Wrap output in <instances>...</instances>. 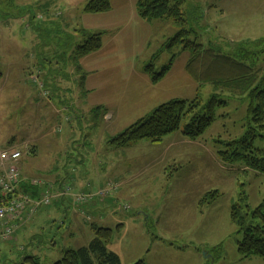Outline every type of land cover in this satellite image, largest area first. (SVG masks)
Instances as JSON below:
<instances>
[{
	"label": "rangeland",
	"instance_id": "374dc122",
	"mask_svg": "<svg viewBox=\"0 0 264 264\" xmlns=\"http://www.w3.org/2000/svg\"><path fill=\"white\" fill-rule=\"evenodd\" d=\"M87 1L0 0V151H20L22 177L43 186L29 192L44 188L51 197L32 216L26 209V237L9 249L0 245V264L20 262L18 255L55 264L65 250L87 247L92 227L111 231L106 248L121 264H264L241 258L242 234L230 222L240 193L251 210L264 201V174L217 155L224 149L218 142L248 130L249 99L204 85L203 102L219 95L226 105L195 142L176 132L160 143L109 147L110 136L154 107L194 98L197 85L184 71L188 53L181 46L162 51L181 29L173 20H141L138 0H112L109 12L86 14ZM180 10L185 30L193 32L189 40L206 49L236 58L239 49L260 43L244 63L257 81L264 77V0H184ZM83 28L106 32L101 49L86 56L98 54L88 60L97 73L86 81L76 56L89 37ZM173 56L170 70L152 85L146 66L160 73ZM99 105L109 112L93 113ZM254 148L264 149V139ZM108 185L113 189L105 197L95 196ZM213 191L218 198L201 206ZM78 195L92 198L76 201Z\"/></svg>",
	"mask_w": 264,
	"mask_h": 264
},
{
	"label": "trees",
	"instance_id": "16d2710c",
	"mask_svg": "<svg viewBox=\"0 0 264 264\" xmlns=\"http://www.w3.org/2000/svg\"><path fill=\"white\" fill-rule=\"evenodd\" d=\"M111 2L112 0H88L83 12L86 14L109 12ZM183 2L184 0H138L136 12L138 17L147 23L170 19L173 20L174 25L181 28L164 45L162 51L181 46V53H188L185 72L198 86L195 97L190 100L173 99L159 105L150 114L129 125L119 134L109 137L106 143L113 148H127L140 141L160 143L164 137L176 132H180L183 137L191 141L198 140L215 121L216 109L226 105L219 95H213L207 102L200 99L198 94L201 88L204 85H211L221 93L248 98L250 101L247 111L250 120L248 130L240 139L225 143L218 142L224 146L223 150L217 152L220 161L224 164L241 162L245 171L264 174V149L254 148L256 139H264V77L257 81L258 74L244 63L246 60H252L254 53L249 50L259 47L260 43L254 44L249 50L239 49L238 57L233 58L190 41L189 37L193 32L184 28L187 22L182 19L180 10ZM80 32L83 35L88 34L89 37L77 47L78 59L99 51L105 33L89 32L84 29ZM261 43H264V40ZM239 57L241 59L238 60ZM173 60L174 56L160 73H155L152 64L146 66L144 72L152 84H157L165 76L172 67ZM97 111L98 108L92 112ZM184 119H188V123L181 128ZM21 190L27 192L24 186ZM218 196L219 193L215 191L206 193L199 204L209 205ZM245 199L244 193H240L238 201L230 208V222L237 228L238 233L242 234L237 252L242 259L254 257L264 263V202L251 210L244 205ZM91 229L94 237L87 247L65 250L62 258L55 264H121L119 258L106 248L111 241V231L97 227ZM16 264L37 263L33 257H23Z\"/></svg>",
	"mask_w": 264,
	"mask_h": 264
},
{
	"label": "built area",
	"instance_id": "2783aa9c",
	"mask_svg": "<svg viewBox=\"0 0 264 264\" xmlns=\"http://www.w3.org/2000/svg\"><path fill=\"white\" fill-rule=\"evenodd\" d=\"M22 155L18 150L0 151V244L12 240L20 224L24 221V213L29 207L28 216H32L40 207L50 205L51 197L45 192L40 198L31 199L28 194L21 192L24 179L21 176L19 161ZM27 184L34 188L42 184L30 180ZM109 186V185H108ZM113 188L100 190L95 196L104 197ZM68 192L64 191V194ZM60 196H64L62 193ZM92 198L78 195L76 201Z\"/></svg>",
	"mask_w": 264,
	"mask_h": 264
},
{
	"label": "crops",
	"instance_id": "0c3cea01",
	"mask_svg": "<svg viewBox=\"0 0 264 264\" xmlns=\"http://www.w3.org/2000/svg\"><path fill=\"white\" fill-rule=\"evenodd\" d=\"M136 14H137V12H136ZM138 16V15H137ZM84 29V28H83ZM84 30H87V31H90V30H88V29H84ZM99 32V31H98ZM102 32V31H101ZM106 33V32H105ZM95 55H98V54H95ZM95 55H92V56H89V57H84V58H81V59H78L79 60V62H80V64H79V69L80 70H82V71H85L84 73H85V75H84V81H86V78H87V76L88 75H91V74H94V73H97V70L92 66V63L94 62L93 60L92 61H88L90 58H92V57H94ZM188 58H189V55H188ZM188 58L186 59V62H187V60H188ZM186 62H185V64H186ZM184 71H185V65H184ZM186 73V72H185ZM187 74V73H186ZM149 80H150V78H149ZM150 83H151V80H150ZM152 84V83H151ZM196 84V83H195ZM152 85H155V84H152ZM197 85V84H196ZM93 91V90H92ZM196 91H197V86H196V89H195V94H196ZM90 91L89 90H86V93L88 94ZM90 94V93H89ZM170 100H173V99H170ZM169 100V101H170ZM166 102H168V101H166ZM166 102H164V103H166ZM164 103H161V104H164ZM160 104V105H161ZM159 106V105H158ZM158 106H156V107H158ZM156 107H154L153 108V110L156 108ZM98 108V111L97 112H101V111H105V112H109V108H106L105 106H103V105H99V106H95L94 108H92L91 109V111H93V110H95V109H97ZM152 110V111H153ZM151 112V111H150ZM149 114V113H148ZM147 115V114H146ZM145 115V116H146ZM142 118V117H141ZM140 119V118H139ZM138 119V120H139ZM131 125V124H130ZM120 133V132H119ZM118 134V133H117ZM116 134V135H117ZM115 136V135H114ZM110 137H112V136H110ZM179 136H177V139H180V138H178ZM180 141V140H179ZM182 141V140H181ZM195 142V141H194ZM172 148H174V146H169V150H171ZM174 152V151H173ZM179 152V151H178ZM180 154H182L181 152H180ZM23 160V158L21 157V159H20V161H19V163L21 162ZM26 176H23V178H24V184L22 185V187L24 186L25 187V190H27V192H26V194H31V195H33L34 196V198L35 199H37V198H39L45 191V189L44 188H42V189H40V190H38V191H31V192H29V186L27 185V182L30 180V179H28V178H25ZM109 182V181H108ZM22 191V190H21ZM264 202V201H263ZM29 222H27L26 224H25V221L21 224V226L19 227V229L16 231V234L14 235V238L12 239V242L11 243H8V244H2V245H8V246H6L7 247V249H9V245H11L13 242L14 243H19V242H21L25 237H26V233L24 232V230L26 229L25 228V226H27V224H28ZM28 237V236H27ZM20 251V250H19ZM20 252H22V250L20 251ZM18 257L20 258L18 261H21V259L23 258L22 256H20V255H18ZM17 257V258H18ZM17 261V262H18ZM255 263V262H254Z\"/></svg>",
	"mask_w": 264,
	"mask_h": 264
}]
</instances>
